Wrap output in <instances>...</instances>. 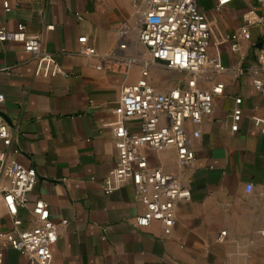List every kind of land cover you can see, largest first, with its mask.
<instances>
[{
  "label": "crops",
  "instance_id": "1",
  "mask_svg": "<svg viewBox=\"0 0 264 264\" xmlns=\"http://www.w3.org/2000/svg\"><path fill=\"white\" fill-rule=\"evenodd\" d=\"M196 4L210 29L209 55L219 56L225 68L213 82L224 89L192 141L191 165L177 169L172 150L149 153L152 164L175 172L190 191L188 200L175 203V225L166 235L158 222L135 225L144 208L131 184L106 195L101 183L117 158L111 124L121 87L135 83L149 65L150 84L172 88L156 84L154 61L135 39L116 50L114 29L133 23L132 0H0V30L22 24L40 36L43 51L59 66L55 76L38 75L21 44L0 42V114L12 142L7 152L37 173L17 230L35 225L36 200L48 205L59 226L49 264H264V6L258 0H231L220 8L217 0ZM253 22L259 23L249 40H231ZM12 229L0 198V232ZM0 252L1 264H37L1 240Z\"/></svg>",
  "mask_w": 264,
  "mask_h": 264
},
{
  "label": "built area",
  "instance_id": "2",
  "mask_svg": "<svg viewBox=\"0 0 264 264\" xmlns=\"http://www.w3.org/2000/svg\"><path fill=\"white\" fill-rule=\"evenodd\" d=\"M231 0H217L220 8ZM264 6V0H258ZM4 7L8 10L7 2ZM133 23L121 22L114 31L117 51L129 48L136 40L151 59L165 69L186 72L192 80L189 87H172L160 91L150 84L149 65H144L139 79L121 87L120 107L117 118L111 124L117 158L115 166L102 180L104 193L111 194L124 184H131L137 200L143 206L142 214L136 216L137 227H148L158 222L168 235L175 225L174 205L190 198V191L183 186L173 171H164L150 161L149 153L172 150L175 166L183 169L195 160L192 141L200 136L202 120L213 112L216 96L223 93L222 83L213 82V75L225 71L219 56L209 55L210 29L200 13L196 0H132ZM259 22L246 23L232 35L231 40L250 39V28ZM48 30L52 26L47 27ZM14 42L23 46L37 63L38 75L49 77L58 74L55 57L42 49L40 36L28 34L22 24L15 31L0 30V42ZM261 71L264 74V44ZM85 53L94 54L92 48ZM133 63V60L129 61ZM211 83L209 87L196 84ZM241 102L235 99L236 105ZM4 96L0 90V104ZM236 113L234 118H238ZM133 123L134 130L127 125ZM0 198L7 214L13 219L14 229L0 232L3 247H8L26 257L30 263L49 264L52 247L57 241L59 226L42 200L33 203L32 215L35 225L19 231V214L27 208L29 196L36 182V170L26 168L10 157L9 126L0 114ZM16 148L12 154L16 155ZM252 186L246 185V193ZM64 224L66 222H63ZM264 237V232H263ZM221 233L218 241H222ZM2 254L0 252V264Z\"/></svg>",
  "mask_w": 264,
  "mask_h": 264
},
{
  "label": "rangeland",
  "instance_id": "3",
  "mask_svg": "<svg viewBox=\"0 0 264 264\" xmlns=\"http://www.w3.org/2000/svg\"><path fill=\"white\" fill-rule=\"evenodd\" d=\"M150 57V56H149ZM137 62V61H136ZM158 62H154L152 65V78H154L157 85L161 87H184L187 88L192 80L191 75L186 72L171 71L156 65ZM135 64H138L135 63ZM139 65V64H138ZM155 84V85H156ZM197 87H203L204 83L196 84Z\"/></svg>",
  "mask_w": 264,
  "mask_h": 264
}]
</instances>
